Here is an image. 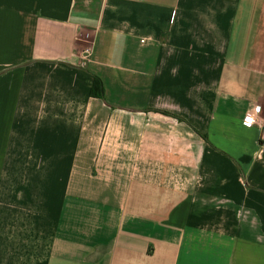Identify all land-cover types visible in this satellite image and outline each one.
Instances as JSON below:
<instances>
[{"label": "crops", "instance_id": "obj_1", "mask_svg": "<svg viewBox=\"0 0 264 264\" xmlns=\"http://www.w3.org/2000/svg\"><path fill=\"white\" fill-rule=\"evenodd\" d=\"M263 120L264 0H0V264H264Z\"/></svg>", "mask_w": 264, "mask_h": 264}, {"label": "built area", "instance_id": "obj_2", "mask_svg": "<svg viewBox=\"0 0 264 264\" xmlns=\"http://www.w3.org/2000/svg\"><path fill=\"white\" fill-rule=\"evenodd\" d=\"M84 51L88 52L89 51L88 47H86ZM258 114H259V107L254 104H250L245 114L243 115L242 118L243 123L249 126L258 124L259 123ZM260 126L261 129H260L259 139L260 141H264V120L261 122Z\"/></svg>", "mask_w": 264, "mask_h": 264}, {"label": "trees", "instance_id": "obj_3", "mask_svg": "<svg viewBox=\"0 0 264 264\" xmlns=\"http://www.w3.org/2000/svg\"><path fill=\"white\" fill-rule=\"evenodd\" d=\"M89 94H90V96L96 97V98H102L103 97L102 81L96 76L93 77ZM164 113L167 114V112H164ZM202 137L205 138L204 135H202Z\"/></svg>", "mask_w": 264, "mask_h": 264}, {"label": "rangeland", "instance_id": "obj_4", "mask_svg": "<svg viewBox=\"0 0 264 264\" xmlns=\"http://www.w3.org/2000/svg\"><path fill=\"white\" fill-rule=\"evenodd\" d=\"M85 38H87V37H85Z\"/></svg>", "mask_w": 264, "mask_h": 264}]
</instances>
